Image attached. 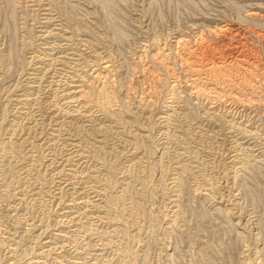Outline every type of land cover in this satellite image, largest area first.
<instances>
[{"label":"rangeland","instance_id":"374dc122","mask_svg":"<svg viewBox=\"0 0 264 264\" xmlns=\"http://www.w3.org/2000/svg\"><path fill=\"white\" fill-rule=\"evenodd\" d=\"M0 264H264V0H0Z\"/></svg>","mask_w":264,"mask_h":264}]
</instances>
